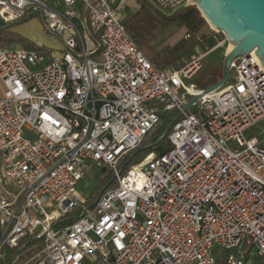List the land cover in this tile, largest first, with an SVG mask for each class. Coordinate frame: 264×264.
<instances>
[{"label": "built area", "instance_id": "2783aa9c", "mask_svg": "<svg viewBox=\"0 0 264 264\" xmlns=\"http://www.w3.org/2000/svg\"><path fill=\"white\" fill-rule=\"evenodd\" d=\"M126 1L0 0L4 21L34 15L61 48L0 46V264H264V140L245 135L264 120L256 49L206 92L186 81L225 34L213 29V47L196 36L188 59L161 69L128 32ZM174 111L170 151L122 170ZM91 166L117 182L65 223Z\"/></svg>", "mask_w": 264, "mask_h": 264}, {"label": "rangeland", "instance_id": "374dc122", "mask_svg": "<svg viewBox=\"0 0 264 264\" xmlns=\"http://www.w3.org/2000/svg\"><path fill=\"white\" fill-rule=\"evenodd\" d=\"M149 2L148 0H129L128 1V10L126 11L127 18L139 10L142 5L145 3ZM192 5V4H191ZM145 12L148 15L152 16V22L153 24V29L149 34V43L152 45L155 51H160L164 53V56L166 55H174L177 54L179 51L182 49L189 50L190 46H192L196 41L197 38L195 36L191 38H186V32L184 29L176 24L174 21H167L164 20L162 17L154 14L152 12V9L148 4L145 6ZM35 19V20H33ZM32 21L30 22V25H34L36 19L40 20L42 23L43 21L40 18H33ZM208 23V22H207ZM28 27V33L30 34L29 36L31 40L25 41V43L21 40H16L15 42L11 44H7L8 46L12 47H24L28 50H35L40 53H43L46 57L50 58V56H53L55 54H58L61 52L60 48V38L58 36H53L50 34H47L42 31L40 33L36 32V29L33 26ZM20 26V25H19ZM15 28V27H14ZM208 23V27L206 30H204L205 33L208 34V36L213 35V30ZM217 30V29H216ZM219 31V30H218ZM14 35L23 37L20 33L14 32ZM219 35H224L223 32L219 31ZM87 34L85 35V38L87 37ZM222 37V36H221ZM95 40H97L95 37L92 38V41H88V49L91 51V49H97L98 44L95 43ZM208 46L213 47L216 44V41L213 39L208 40ZM3 46V45H1ZM229 47V42L228 45H226L223 48H216L213 51H211L206 58L203 61V68L202 70L197 73L192 79L187 80L188 85H195L197 87H202V85H206L208 81L214 76L216 73V68L217 66H221L224 63V51L226 48ZM149 54H152L150 50L145 49ZM188 56V55H186ZM91 57L95 60L100 59V53H95L91 55ZM223 69L221 70V72ZM246 137H251V136H256L260 140H264V120H261L257 123L256 126L252 127L251 129L247 130L245 132ZM168 138V137H167ZM233 149H236V145H231ZM122 167V166H121ZM114 173L110 169H98L94 166H91L89 170H86V176L81 180L79 186H78V191H77V196L80 200L81 203H84L86 200H88L92 194H95L98 192L99 187L104 185L107 182H112L116 183L117 180L114 179ZM106 186V185H105ZM213 251L216 253L218 256H224V253L222 252V249L219 247H215ZM257 253V247H253L251 250V255L255 256ZM220 264V262H219Z\"/></svg>", "mask_w": 264, "mask_h": 264}, {"label": "trees", "instance_id": "16d2710c", "mask_svg": "<svg viewBox=\"0 0 264 264\" xmlns=\"http://www.w3.org/2000/svg\"><path fill=\"white\" fill-rule=\"evenodd\" d=\"M146 4L150 6L154 14L162 17L164 20L174 21L176 24L181 26L186 33H191L195 37L201 36L203 38V41L209 38L208 34L204 32V30H206V28L208 27V23L195 5H189L177 11L174 15L167 16L160 12L158 9H156L150 2H147ZM146 4L144 3L139 10H137L128 18L123 20L128 32L132 35L137 45L145 52V54L149 57V59L153 62L155 66L161 69L166 68L168 66L178 67L179 63L181 62V57L190 55L194 50L195 44H199L200 41H196L192 46H190L188 51L182 49L177 54H174L172 56H164V53L160 51H155L148 41L149 34L153 29L154 23L152 22V16L146 14L145 12ZM33 18H35L34 15H26L21 19L6 22L0 17V46L11 44L16 40H21L25 43L27 39L14 35L12 29L26 22H29ZM145 49L150 50L152 54H149ZM223 66L224 63L222 67L218 65L214 76L208 81L206 85H202V87L200 88L207 89L208 87L217 83L222 77L223 71L221 72V70L223 69ZM177 115V111L171 113H164L161 115V123H164L165 125L161 126V123L158 125L157 130L153 134V136L139 148L144 149H138L139 151L134 155L131 164L143 160L145 157H147L153 152H157L158 154L162 155L170 151L172 145L167 137L159 144L155 145V143L160 140L167 127L171 124V122ZM131 155H129L125 159L124 163L130 158ZM112 183L113 182H107L101 187H99L98 192L92 194L91 197L86 201L84 206L75 209L72 213L68 214L67 217L62 221L68 223L70 222L71 217L74 218V216L72 215H80L89 203H92L97 199L103 187L108 184L111 186Z\"/></svg>", "mask_w": 264, "mask_h": 264}, {"label": "water", "instance_id": "95a60500", "mask_svg": "<svg viewBox=\"0 0 264 264\" xmlns=\"http://www.w3.org/2000/svg\"><path fill=\"white\" fill-rule=\"evenodd\" d=\"M148 1L167 16H172L180 9L191 4L195 5L210 26L223 32L229 44L234 46L224 57L221 79L205 89L206 92L213 91L222 86L230 75L234 60L243 55H248L254 49H256V54L264 66V0H189V3L183 4L170 12L159 7L153 0ZM197 99L198 97H194L189 101L184 110H187ZM181 115L182 113L180 112L155 145L162 142L168 136L170 128ZM164 125V123H161V126ZM139 150L130 156L122 167V170L132 161L134 155ZM108 186L109 184L104 186L102 191L107 189Z\"/></svg>", "mask_w": 264, "mask_h": 264}, {"label": "crops", "instance_id": "0c3cea01", "mask_svg": "<svg viewBox=\"0 0 264 264\" xmlns=\"http://www.w3.org/2000/svg\"><path fill=\"white\" fill-rule=\"evenodd\" d=\"M118 1H119V0H113V5L116 6V5L118 4ZM128 1H129V0L126 1L125 5H124V7H123L122 13H121V14H122V18H123V20L127 18L126 11L128 10ZM36 18H38V17H36ZM33 20H35V19H33ZM31 21H32V20H31ZM31 21L26 22V23H24V24H22V25H20V26H17V27H15V28H13L12 31H14V32H18V33H20L24 38H27L28 40H31L32 36L30 37V36H29L30 34L27 32V31H28V27H29ZM30 26H33V27L36 29V32H38V33H40V31H42V29H43V23H42L40 20H38V19H36L34 25H30ZM210 39H213V40H214V38L212 37V35H210L208 39H205L201 45H202V46H203V45H206V44L208 43V40H210ZM196 45H197V44H195V46H196ZM207 45H208V44H207ZM215 45H216V44H215ZM215 45H214V46H215ZM226 45H228V43H225L223 46L218 47V48H223V47H225ZM228 51H229V47L225 49V51H224V55H226V53H228ZM190 55H191V54H190ZM190 55L181 57V62L179 63V65H180L185 59H188ZM179 65H178V66H179ZM3 89H4V86H3V83H2V81H1V79H0V92H2Z\"/></svg>", "mask_w": 264, "mask_h": 264}, {"label": "bare ground", "instance_id": "6f19581e", "mask_svg": "<svg viewBox=\"0 0 264 264\" xmlns=\"http://www.w3.org/2000/svg\"><path fill=\"white\" fill-rule=\"evenodd\" d=\"M234 46L232 44H229V50H231Z\"/></svg>", "mask_w": 264, "mask_h": 264}]
</instances>
